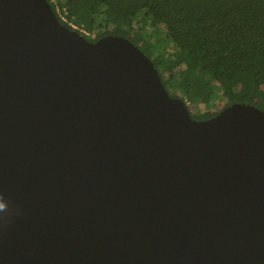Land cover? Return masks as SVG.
<instances>
[{"label": "water", "instance_id": "95a60500", "mask_svg": "<svg viewBox=\"0 0 264 264\" xmlns=\"http://www.w3.org/2000/svg\"><path fill=\"white\" fill-rule=\"evenodd\" d=\"M0 264H264V112L208 120L130 40L0 0Z\"/></svg>", "mask_w": 264, "mask_h": 264}, {"label": "trees", "instance_id": "16d2710c", "mask_svg": "<svg viewBox=\"0 0 264 264\" xmlns=\"http://www.w3.org/2000/svg\"><path fill=\"white\" fill-rule=\"evenodd\" d=\"M62 25L136 45L193 119L244 103L264 112V0H47ZM57 9L61 13L58 14ZM65 15L67 23L62 21ZM219 97L223 108L203 109Z\"/></svg>", "mask_w": 264, "mask_h": 264}, {"label": "rangeland", "instance_id": "374dc122", "mask_svg": "<svg viewBox=\"0 0 264 264\" xmlns=\"http://www.w3.org/2000/svg\"><path fill=\"white\" fill-rule=\"evenodd\" d=\"M57 11L59 13H61L60 9H57ZM61 15H62V18H63L62 21H64L65 23H67L68 21L65 18V15H63V14H61ZM76 27H74V28L72 27V29L75 30V31H77V32H80V33L84 34L85 36H87V37H89L91 39L94 38L95 30L92 33H88V35H87V34L84 33L86 30L83 32L84 28H78V27L76 28ZM86 33H87V31H86ZM210 101L211 100L208 99V98H205L204 99L203 109H207V111H210L212 113H216V112L220 111L223 108V106L225 105V100H223V99H221L219 97H217L216 100H214V103H213L214 106L213 107H210L209 106Z\"/></svg>", "mask_w": 264, "mask_h": 264}, {"label": "clouds", "instance_id": "9594fccd", "mask_svg": "<svg viewBox=\"0 0 264 264\" xmlns=\"http://www.w3.org/2000/svg\"><path fill=\"white\" fill-rule=\"evenodd\" d=\"M10 203V202H9ZM9 203L5 202L3 193H0V213H9Z\"/></svg>", "mask_w": 264, "mask_h": 264}, {"label": "built area", "instance_id": "2783aa9c", "mask_svg": "<svg viewBox=\"0 0 264 264\" xmlns=\"http://www.w3.org/2000/svg\"><path fill=\"white\" fill-rule=\"evenodd\" d=\"M57 12H58V11H57ZM58 14H60V13L58 12ZM61 17H62V16H61ZM62 19H63V18H62ZM70 26L73 27V28L76 27V26L73 25V24H70ZM76 28H77V27H76ZM84 31H85V30H83V32H84ZM84 33L88 35V32L86 33V31H85Z\"/></svg>", "mask_w": 264, "mask_h": 264}]
</instances>
